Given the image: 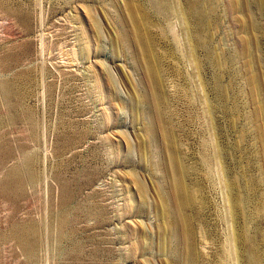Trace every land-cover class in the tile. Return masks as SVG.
Segmentation results:
<instances>
[{
    "label": "rangeland",
    "instance_id": "1",
    "mask_svg": "<svg viewBox=\"0 0 264 264\" xmlns=\"http://www.w3.org/2000/svg\"><path fill=\"white\" fill-rule=\"evenodd\" d=\"M0 264H264V0H0Z\"/></svg>",
    "mask_w": 264,
    "mask_h": 264
}]
</instances>
